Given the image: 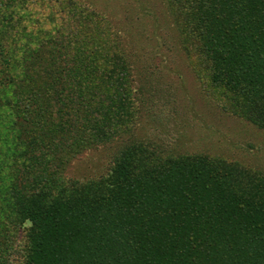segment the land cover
<instances>
[{
    "label": "trees",
    "instance_id": "trees-1",
    "mask_svg": "<svg viewBox=\"0 0 264 264\" xmlns=\"http://www.w3.org/2000/svg\"><path fill=\"white\" fill-rule=\"evenodd\" d=\"M70 3L72 15L84 8L71 23L70 41L90 43L93 52L81 57L87 51L76 49L64 74L42 60L39 48L20 50L19 71L8 64L0 70V111L8 107L9 116L33 121L31 106L51 89L58 121L49 148L41 139L39 155L59 165L66 152L70 164L90 152L112 154L98 178L71 179L60 190L37 181L17 214L30 224L27 263L264 264V176L237 161L184 155L168 136H142L138 67L105 17ZM165 6L188 68L197 56L207 69L206 82L195 77L201 92H226L222 112L264 131V0H165ZM21 20L0 33V47L8 39L20 45L32 33ZM99 25L83 42L82 32Z\"/></svg>",
    "mask_w": 264,
    "mask_h": 264
},
{
    "label": "rangeland",
    "instance_id": "rangeland-1",
    "mask_svg": "<svg viewBox=\"0 0 264 264\" xmlns=\"http://www.w3.org/2000/svg\"><path fill=\"white\" fill-rule=\"evenodd\" d=\"M71 1L105 17L111 35L119 37V48L138 67L139 83L144 89L139 96L143 101L138 129L142 136H168L175 140L172 149L184 155L207 154L237 161L264 176V131L222 112L226 92L210 96L201 92L202 84L195 77L199 75L206 82L207 69L201 67L197 56L191 58L192 68H188L190 60L181 48L180 38L169 28L165 0H5L0 5V33L6 28L9 31V22L20 19L32 33L19 39L20 45H15L16 39H8L9 44L0 47V70L8 64L18 72L22 49L39 48L42 60L64 74V68L70 69L76 49L87 51L81 57L93 52L90 43L83 46L70 41L72 24L84 15L80 5L75 8L81 15H72ZM5 5L4 14L1 7ZM99 27L82 32L83 42L94 37ZM97 55L99 65L102 57L101 53ZM15 82L20 83L19 75ZM66 87L70 89L68 82ZM48 91V96L42 92L43 100L31 106L37 110L33 121L25 120L24 114L9 116L8 107L0 111V264H28L30 224L21 222L17 214L37 181L60 190L71 179L98 178L108 171L110 149L87 153L71 164L67 162L68 152L59 165L39 155L41 139V147L49 148V136L58 121L57 109L49 102L53 91Z\"/></svg>",
    "mask_w": 264,
    "mask_h": 264
}]
</instances>
